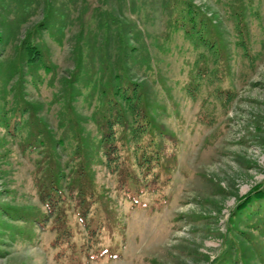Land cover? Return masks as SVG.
Returning <instances> with one entry per match:
<instances>
[{"label": "rangeland", "instance_id": "obj_1", "mask_svg": "<svg viewBox=\"0 0 264 264\" xmlns=\"http://www.w3.org/2000/svg\"><path fill=\"white\" fill-rule=\"evenodd\" d=\"M260 192L264 0H0V264H264Z\"/></svg>", "mask_w": 264, "mask_h": 264}, {"label": "trees", "instance_id": "obj_2", "mask_svg": "<svg viewBox=\"0 0 264 264\" xmlns=\"http://www.w3.org/2000/svg\"><path fill=\"white\" fill-rule=\"evenodd\" d=\"M185 6H189V8L191 7V4H184V7ZM190 11V10H189ZM191 12V11H190ZM192 29L194 30V27H192ZM192 32V31H191ZM203 42V41H202ZM143 156V155H142ZM249 196H251V195H249ZM256 198H258V199H256L257 201L258 200H262V199H264V194H263V192H260V193H257V195H256ZM252 198H250V197H248L247 199H246V201H250ZM248 206V205H247ZM54 207H51V212H53V209Z\"/></svg>", "mask_w": 264, "mask_h": 264}]
</instances>
